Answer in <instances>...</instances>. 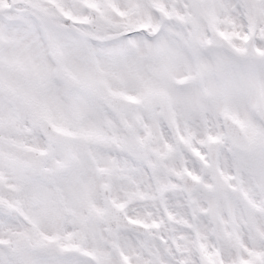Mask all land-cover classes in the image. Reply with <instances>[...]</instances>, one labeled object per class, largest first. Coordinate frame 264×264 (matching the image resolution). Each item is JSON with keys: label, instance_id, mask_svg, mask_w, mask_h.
Instances as JSON below:
<instances>
[{"label": "snow or ice", "instance_id": "snow-or-ice-1", "mask_svg": "<svg viewBox=\"0 0 264 264\" xmlns=\"http://www.w3.org/2000/svg\"><path fill=\"white\" fill-rule=\"evenodd\" d=\"M0 264H264V0H0Z\"/></svg>", "mask_w": 264, "mask_h": 264}]
</instances>
